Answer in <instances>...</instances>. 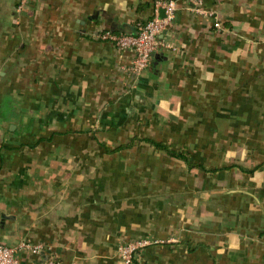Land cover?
Here are the masks:
<instances>
[{
	"label": "crops",
	"instance_id": "crops-1",
	"mask_svg": "<svg viewBox=\"0 0 264 264\" xmlns=\"http://www.w3.org/2000/svg\"><path fill=\"white\" fill-rule=\"evenodd\" d=\"M19 1L0 0V243L43 246L23 264H123L138 241L132 264H264V0H175L137 78L99 36L158 0Z\"/></svg>",
	"mask_w": 264,
	"mask_h": 264
},
{
	"label": "built area",
	"instance_id": "built-area-1",
	"mask_svg": "<svg viewBox=\"0 0 264 264\" xmlns=\"http://www.w3.org/2000/svg\"><path fill=\"white\" fill-rule=\"evenodd\" d=\"M29 0H20L19 7H24ZM195 12H203L202 0H189ZM158 5L164 10V16L159 17L157 13L145 22L136 26L135 34H116L105 32L99 36V39L106 40L119 51H130L133 54L131 64L128 68L134 78H137L150 64L152 56L162 50L169 48L160 39L161 34L170 25L178 7L175 0H158ZM213 26L220 29V24L215 21ZM149 244L147 241L131 242L122 244L118 247V254L123 264H132L135 256L140 249ZM43 251V246L39 244H30L29 242H20L15 246H6L0 243V264H23L19 261L18 255H39ZM54 258L48 257L47 264H58Z\"/></svg>",
	"mask_w": 264,
	"mask_h": 264
},
{
	"label": "trees",
	"instance_id": "trees-1",
	"mask_svg": "<svg viewBox=\"0 0 264 264\" xmlns=\"http://www.w3.org/2000/svg\"><path fill=\"white\" fill-rule=\"evenodd\" d=\"M141 24H144V23H141ZM136 33V30L132 33V34H135ZM156 147H158V148H161V149H165V148H163V146L162 145H157ZM174 156H177V154H173ZM184 160V159H183ZM1 244H3V243H1ZM5 245V244H4Z\"/></svg>",
	"mask_w": 264,
	"mask_h": 264
},
{
	"label": "rangeland",
	"instance_id": "rangeland-1",
	"mask_svg": "<svg viewBox=\"0 0 264 264\" xmlns=\"http://www.w3.org/2000/svg\"><path fill=\"white\" fill-rule=\"evenodd\" d=\"M176 174H180L181 175V173L179 171H177Z\"/></svg>",
	"mask_w": 264,
	"mask_h": 264
}]
</instances>
